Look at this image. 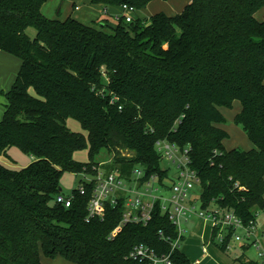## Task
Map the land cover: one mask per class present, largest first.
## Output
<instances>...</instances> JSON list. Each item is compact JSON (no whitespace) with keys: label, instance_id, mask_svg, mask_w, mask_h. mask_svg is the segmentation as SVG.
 <instances>
[{"label":"trees","instance_id":"obj_1","mask_svg":"<svg viewBox=\"0 0 264 264\" xmlns=\"http://www.w3.org/2000/svg\"><path fill=\"white\" fill-rule=\"evenodd\" d=\"M48 1L0 0V51L21 61L12 88L0 91L7 99L0 156L18 148L34 159L21 170L0 163V264H42V255L71 264H143L127 259L140 244L170 254L165 238L176 240L178 231L159 201L146 226H120L123 198L107 204L104 219L87 222L93 182L85 195L72 192L69 208L56 202L63 176H96L105 150L113 156L107 171L129 179L141 168L142 182H164L161 140L191 150L203 209L217 205L246 225L255 221L264 212V19L256 18L264 0H192L180 14L120 18L115 26L50 19L42 12ZM152 1L91 4L141 11ZM235 101L242 111L234 122L253 143L249 151L224 145L220 108ZM69 119L86 135L72 132ZM84 150L89 161L78 162ZM171 260L194 264L181 249Z\"/></svg>","mask_w":264,"mask_h":264},{"label":"built area","instance_id":"obj_2","mask_svg":"<svg viewBox=\"0 0 264 264\" xmlns=\"http://www.w3.org/2000/svg\"><path fill=\"white\" fill-rule=\"evenodd\" d=\"M120 8L122 14L118 16V19L123 18L126 23H131L136 18L137 10L133 7L123 5ZM104 12L106 14L107 11L105 10ZM107 82L109 83L108 80ZM156 149L162 160L170 162L177 169V177L171 186L167 184L169 178L161 182L158 176H152L146 182H142L145 173L141 168H136L129 179L122 177L119 169L107 171L102 164H100L99 168H94L97 171V175L94 177L86 173L76 174L85 177V180H81L78 188L75 189L81 195L86 193V183L90 184L93 182L95 184L93 195L88 205L89 216L87 222L94 218L104 219L107 204L116 207L120 199L123 198L125 200V212L120 226L128 223L146 226L151 222L153 209L159 201L163 214L169 216L178 231L176 240L165 238L166 241L171 243V253L160 254L149 246L140 244L130 251L127 259L143 264H173L171 260L172 252L180 249L181 243L184 241L183 220L187 222L191 215L197 214L210 228L211 243L213 245L215 242L219 246H225L228 251L234 242L240 243L243 247H249L251 239H255L251 245L260 251L258 264H264V250H262L259 242V234L257 235V217L261 211L256 213L255 221L248 225L233 211L220 208L217 205L211 204L204 209L201 207L202 211L196 213L195 207L190 208L186 205V201L193 190L200 186L199 176L191 166V150L189 148L181 149L167 140L158 141ZM73 196L72 193L68 196L60 195L57 197L56 202L69 208L72 204ZM160 235L163 236V233L160 232ZM202 250L203 254L209 253L207 246L203 245Z\"/></svg>","mask_w":264,"mask_h":264},{"label":"rangeland","instance_id":"obj_3","mask_svg":"<svg viewBox=\"0 0 264 264\" xmlns=\"http://www.w3.org/2000/svg\"><path fill=\"white\" fill-rule=\"evenodd\" d=\"M168 0H153L151 4H149L146 8L141 10V14L143 16L149 17L152 14H156L158 12H162L166 7ZM74 5L79 6V10H74ZM43 14L50 19H60L67 16L72 15L75 19L82 20L87 23H91L92 25L96 24L93 21L99 23L100 19H107L112 24H116L117 21L114 17H106L105 15H101L97 6L87 0H49L44 6L42 10ZM156 12V13H155ZM93 22V23H92ZM28 34L34 38L36 36V30L29 29ZM5 53V52H1ZM15 61H18L19 66L21 65V61L14 56H12ZM7 63H3L5 65ZM1 65V66H2ZM19 69H16L12 63L7 64L5 66L0 67V91L8 92L17 77ZM16 74V75H15ZM34 93V91H32ZM7 105V99L2 93H0V121L3 118L5 109ZM226 126L230 129L234 126L231 119L226 118ZM68 128L75 133H81L86 135V132L82 129L81 125L73 120L69 119L67 121ZM242 141V140H241ZM240 141V142H241ZM247 141V140H246ZM249 144V143H248ZM231 142H227L226 146H230ZM237 149L246 151V147H238ZM251 149V148H250ZM249 150V149H248ZM8 157L5 158L0 156V163L5 165L6 167L14 170H21L27 166H29L33 161V157L24 154L18 148H12L8 151ZM74 158L81 163H87L89 161L88 150L77 152ZM99 163L111 164L113 163V156L109 154L107 150L101 153L99 157L96 158ZM162 168L168 169L170 172V177L167 181V184L171 186L176 177H177V169L176 167L166 160H162ZM81 180H85L83 175H76L66 173L61 180V195L68 196L75 189L78 188ZM201 187L197 186L193 192L191 193L189 199L186 201V205L190 208L195 207L196 213L202 211L200 195H201ZM182 227L185 230L184 241L181 243V251L188 257V259L192 262L197 260L200 261L199 264H242L240 258L244 255L246 259L253 260L256 262L260 261L259 252L256 247H253L251 243L255 239H251L250 246L247 249L240 243H232L231 249L227 252L221 250L220 246H215L213 244L205 243L206 238L209 236V227L205 224V222L200 219L197 214L191 215L188 218V221L185 222L183 220ZM257 235L259 234V242L261 243V248L264 250V212L261 211L259 216L257 217ZM207 246L209 251L208 254H203L202 247ZM42 264H71L65 261L62 258H57L55 260H51L45 258L42 255Z\"/></svg>","mask_w":264,"mask_h":264},{"label":"crops","instance_id":"obj_4","mask_svg":"<svg viewBox=\"0 0 264 264\" xmlns=\"http://www.w3.org/2000/svg\"><path fill=\"white\" fill-rule=\"evenodd\" d=\"M91 3V0H87ZM192 0H168L167 4H166V7L161 10L163 13L167 14V15H176V14H180L184 8L191 2ZM152 3V2H151ZM47 4V3H46ZM46 4L44 6H46ZM92 5V4H91ZM94 6H97L101 15H105L106 17H114V19L116 21H118V16H120L122 14V10L121 8H104L103 6L101 5H94ZM44 8V7H43ZM79 6L77 5H74V10H79ZM43 10V9H42ZM107 11L106 14L104 11ZM142 11H137L135 17L136 18H140L141 20H147L149 19L151 16L155 15V14H152L151 16L149 17H146V16H143L141 14ZM156 13V12H155ZM160 13V12H158ZM157 14V13H156ZM68 17H72V15H67L65 17H63L62 19H67ZM74 18V17H73ZM256 18L258 20H263L264 19V7L258 11L256 13ZM76 20H78L76 18ZM104 20H107V19H100L99 22L101 21H104ZM80 22H82L83 24H86V25H92L91 23H87V22H84L82 20H78ZM109 21V20H108ZM95 23H97L96 21H93ZM92 22V23H93ZM109 24L110 25H113L115 26L116 24H112L110 21H109ZM12 55H9L7 53H1L0 51V67L2 66H5V65H9V64H13L14 66H16V69H20V66L18 64V61H15L14 59H12ZM16 58V57H15ZM18 59V58H17ZM3 63H7L5 65H2ZM2 65V66H1ZM16 75V74H15ZM220 111L222 112V114L224 115L225 119H231L232 122H233V125L234 127H232L231 129L226 126L225 124L222 125V128L228 133V138L226 139V141L224 142V145L226 147V149L228 151L230 150H234V149H237L238 147L242 146V147H246V151H249L251 149L254 148V145L253 143L250 141V139L248 138L247 134L243 131V129L240 127V126H237L235 124V118L237 115H239L242 111V105L240 102L238 101H235L233 103V106L232 108H226V107H221L220 108ZM242 140V141H241ZM247 140V141H246ZM241 141V142H240ZM227 142H231V145L228 147L226 146ZM249 143V144H248ZM251 148V149H250ZM249 149V150H248ZM211 243V230L209 228V236H208V239L206 238L205 240V243ZM242 258H244V261H248V259H246L245 256H243ZM246 259V260H245ZM199 260L193 262L194 264H199L197 263Z\"/></svg>","mask_w":264,"mask_h":264},{"label":"water","instance_id":"obj_5","mask_svg":"<svg viewBox=\"0 0 264 264\" xmlns=\"http://www.w3.org/2000/svg\"><path fill=\"white\" fill-rule=\"evenodd\" d=\"M59 191H62V188H60Z\"/></svg>","mask_w":264,"mask_h":264}]
</instances>
